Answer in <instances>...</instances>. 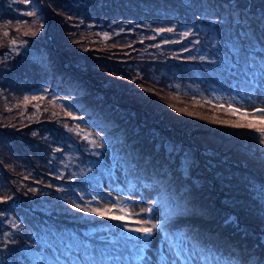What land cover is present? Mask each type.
<instances>
[{
  "label": "rangeland",
  "instance_id": "obj_1",
  "mask_svg": "<svg viewBox=\"0 0 264 264\" xmlns=\"http://www.w3.org/2000/svg\"><path fill=\"white\" fill-rule=\"evenodd\" d=\"M260 4L263 8L252 7L251 0H0V199L13 197L0 209L11 204L25 207L29 216L64 217L78 223L85 243L96 249L95 257L79 258L61 244L64 236L45 233L44 241L36 235L41 258L28 249L31 239L24 228L30 219L11 214L6 224L4 213V264L22 259L25 251L34 253L32 264H131L119 222L71 207L72 201L83 205L93 195L102 206L131 197L129 210L135 212L159 199L151 215L163 219L174 209L166 225L170 233H186L201 248L200 233L189 226L206 225L217 234L211 237L229 238L233 245L223 241L246 249L250 256L242 262L252 261L251 247L261 253L264 213L255 211L258 202L252 195L264 188V144L257 134L231 126L246 124L253 108L264 107L259 92L264 91V73L259 65L247 64H258L264 55V0ZM27 11L36 15H24ZM160 28L175 31L157 33ZM221 37L227 42L221 43ZM12 39L18 47L27 43L18 53L10 52ZM211 44L218 51L207 54ZM226 46L233 53L247 46L252 56L239 52L233 60L226 50L221 53ZM201 55L207 57L204 71L189 59ZM233 61L237 69L231 68ZM208 76L224 80L227 88L210 83ZM228 103L249 115L231 113ZM65 111L83 120L66 117ZM34 123L38 133L28 127ZM32 162L48 176L33 175ZM48 180L49 191L43 184ZM96 206V201L90 204ZM148 215L129 217L127 223L137 227L135 220ZM228 217L234 222L226 223ZM94 220L106 223L92 225ZM162 246L157 234L151 255ZM229 260L243 264L232 256Z\"/></svg>",
  "mask_w": 264,
  "mask_h": 264
},
{
  "label": "snow or ice",
  "instance_id": "obj_2",
  "mask_svg": "<svg viewBox=\"0 0 264 264\" xmlns=\"http://www.w3.org/2000/svg\"><path fill=\"white\" fill-rule=\"evenodd\" d=\"M20 2L24 4H28L31 2V0H20ZM27 16H35L36 13L33 11H27L23 13ZM71 19V17H69ZM20 23V22H18ZM82 23V21H81ZM77 27L79 25H76ZM123 31V29H121ZM157 33L162 32H174V28H160L155 30ZM28 33H25L27 35ZM190 32L186 31L183 33L184 36H188ZM5 36H8V32H4ZM32 35L35 36L36 32H32ZM105 39L108 38V34H104ZM264 42V41H262ZM27 41H23L20 43L19 47H23ZM9 51H15L18 53L19 47L17 45V40L12 39L9 42ZM264 49V47L260 48ZM87 50V49H85ZM185 51H188V49H185ZM264 52V51H260ZM5 59L8 58L7 54H5ZM189 59L195 60L197 57H189ZM200 61H205L207 57L201 55L198 57ZM214 62V61H213ZM250 68L253 67V65H259V70L261 73H264V56H261L259 59L258 64L256 62H250L247 63ZM250 79H256V77H249ZM252 93H255L258 89L256 88H250ZM47 91V89H45ZM261 95H264V91L259 90ZM28 97H25V102L28 101ZM31 99H43V96L36 97L33 96ZM57 99V97H53V100ZM235 99V98H233ZM52 101H50L51 103ZM65 108H68L69 106H64ZM228 110L233 113H239L242 117H247L249 115V112L247 110H242L241 107H233L232 103H228ZM260 114L257 116V114ZM55 115V113H53ZM251 115L253 116L252 120H249L246 124H242L239 122L233 123L231 126L234 128H247L249 130H253L255 133H257L259 142L261 144H264V107H256L252 109ZM65 116L70 117L72 119H80L83 120V117H77L74 116L71 111H65ZM215 122V121H213ZM224 123H227L225 121ZM66 128H69V126L66 124ZM76 128H79L80 125H76ZM72 129L69 128V131ZM35 135V133H34ZM85 140L88 139V136L85 135L83 137ZM90 144H92L95 147H102L103 144H97L95 140L89 141ZM54 151H60V149H54ZM94 155H99V153H93ZM60 190V189H58ZM29 191L37 192V189L30 188ZM262 193H264V188L261 189ZM109 197H111V193L108 194ZM12 196H7L3 199H0V203H4L8 200H12ZM80 200H84L83 196L79 197ZM142 199V197H141ZM96 201L97 205L96 207H90V204ZM129 201H131V197H123L120 199H110L107 201V206L99 205V199L97 196L93 195L91 197L90 201H87L83 203H76L75 201L71 202V207L77 210L81 213H86L93 215L95 217L100 218H107L112 221L119 222L122 225V228L125 230L122 232V238L129 242L127 246V251L129 252L128 260L131 261V264H162V261L164 264H222V261L220 258H218L215 255H205L204 251L198 247L197 243L194 242V238L187 235L186 233H170L167 228V222L170 216L175 211L174 209L172 211L167 212L164 215L163 219H160L159 217H154L151 215V213L156 210L157 205L161 204V201L159 199H153L149 202V206L147 208L141 209L140 212L130 211L129 210ZM116 212H119L120 214H115ZM141 213H147L149 214L147 218H137L135 220V224L138 225L137 227H129V224L127 223V219L129 217H141ZM4 216L3 212H0V217ZM226 223L234 222V218L228 217L225 221ZM130 233H136L137 235H131ZM159 234L161 237V240L163 242V246L159 247L157 251L155 252V255H151L152 253V239ZM9 233H5V236H9ZM101 239H104L101 237ZM14 243L15 241H9ZM84 251L87 252L89 255H94L96 252V249L93 248L88 243H83Z\"/></svg>",
  "mask_w": 264,
  "mask_h": 264
},
{
  "label": "trees",
  "instance_id": "obj_3",
  "mask_svg": "<svg viewBox=\"0 0 264 264\" xmlns=\"http://www.w3.org/2000/svg\"><path fill=\"white\" fill-rule=\"evenodd\" d=\"M262 1L263 0H251V6L252 7L257 6V7L263 8L262 5L260 4ZM145 23H148V25H150L149 22H145ZM141 30H143V28ZM226 42H227V40L225 38L221 37V43H226ZM208 46L209 47L206 48V53L207 54L212 53V52L214 53V52H217L218 51V48H216V45L211 44V45H208ZM218 46H222V45H218ZM226 47H228L229 49H224L223 48V50H221V53H224L225 50L227 52H229L231 50V46H226ZM245 47L243 46L240 49V51L236 50V53H233L232 52L233 57L235 56V54H238L239 52H240V54L246 53L248 56L251 57L252 56V53H250L251 52L250 48L247 47V46H245ZM106 49H108V47H106ZM219 49H220V47H219ZM261 56H264V55H261ZM257 57H259V56H257ZM251 60H256V58L252 57ZM193 61H195L199 65L198 68L201 71H204V68H205V65L204 64L205 63L203 61H200L198 58L195 59V60H193ZM170 77H171V78H169L170 82L173 83L172 85H175V83H177L176 77L174 75H171ZM211 82L212 81L210 80V83ZM191 83H199V80L197 79L195 81V80L192 79ZM212 83L215 84L214 82H212ZM37 125L38 124H35L34 123V124H32V125H30L28 127H33L35 129ZM241 130L242 131H246V132H250V133H254L256 135L255 132L249 131L247 128H241ZM35 132L38 133L39 130L35 129ZM36 140L37 139H34L35 142H36ZM32 142L33 141L30 140L29 144H32ZM22 144H24V146H22L21 149L25 152L26 158H29V160H30V155H29L30 149H29V147L27 145V142H23ZM39 144H43V141L39 140ZM33 157L34 158L36 157V153H34V152H33ZM31 165H32V167L31 168L29 167V168L31 170H32V168H34V170L32 171L33 172L32 173L33 175H38L39 174V176H41L42 178H44L45 176H48L46 173H40V172H38V170H40L43 167L39 166L35 162H32ZM234 173H231L229 176L230 177H234V178H232V184H237L239 179L236 180V176H235ZM53 181H54V179H53ZM32 182H34V181H32ZM43 184L46 185V189L45 190L49 191V189H50L49 180L48 181H45ZM35 187H38L36 183H35ZM260 191H257L252 196H253V201L258 202V205L254 207L255 211L256 212H259V214H262V213H264V193H262V191L260 193ZM258 192H259V195H257ZM261 197H263V198L261 199ZM24 209H25V207H19L17 205H11L10 204V205H6L3 209H0V211H2L3 213H5L6 218H3V219H4V222L6 224L10 223V222H8L9 221V219H8L9 218V215L15 214L18 217H20V216L22 217L23 215H25L30 220L36 222L37 225L39 226L40 225V221L39 220H40L41 216H43V215H37V214L31 213V215L29 216L28 214L26 215L24 213ZM49 220L51 222H59L56 219H50L49 218ZM62 220H65V219H62ZM190 224L191 225L189 227H193V228L197 229V231L200 233V235L198 237V240H200V244L199 245L201 246V249L203 251H206V254L207 255H210V254L211 255H215L218 258H220V260L225 261V264H237L236 262L229 263L230 262V260H229V257L230 256H232V258L234 260L235 259H239L241 262H242L244 256H250V255H246V249H239V248H236L235 249V248H233V246H232L233 243L230 240H228L229 238L223 237V240H228L232 245L229 242H227V241L218 240L215 236L211 237L212 236L211 234L214 231L211 230L210 228L206 227V225L203 226V225H198L196 223L195 224L190 223ZM0 227L2 228V225H0ZM214 233H213V235L216 234V233L215 234ZM260 247H261L260 249H261V253L262 254L259 253L258 251L257 252L254 251V249L251 247V249L253 251V254L251 253L252 261L250 262V260L247 258V261L245 263L244 262H242V263L243 264H264V246H260ZM4 253H5L4 259H3L2 253H0V264H4L5 261L7 262V260H8L7 251L5 250ZM260 260H261V262H258ZM30 262H31L30 260L23 259V258L22 259H18V260L11 261L12 264H25V263H30Z\"/></svg>",
  "mask_w": 264,
  "mask_h": 264
}]
</instances>
